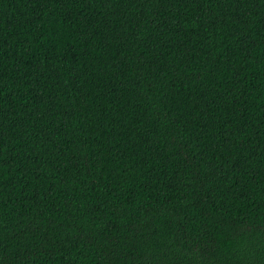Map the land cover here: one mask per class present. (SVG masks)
<instances>
[{"label":"trees","instance_id":"1","mask_svg":"<svg viewBox=\"0 0 264 264\" xmlns=\"http://www.w3.org/2000/svg\"><path fill=\"white\" fill-rule=\"evenodd\" d=\"M0 264H264V0H0Z\"/></svg>","mask_w":264,"mask_h":264}]
</instances>
